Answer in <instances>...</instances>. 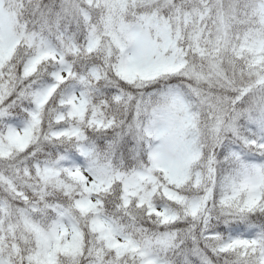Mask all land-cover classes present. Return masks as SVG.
Instances as JSON below:
<instances>
[{"label": "snow or ice", "instance_id": "obj_1", "mask_svg": "<svg viewBox=\"0 0 264 264\" xmlns=\"http://www.w3.org/2000/svg\"><path fill=\"white\" fill-rule=\"evenodd\" d=\"M0 264H264V0H0Z\"/></svg>", "mask_w": 264, "mask_h": 264}]
</instances>
